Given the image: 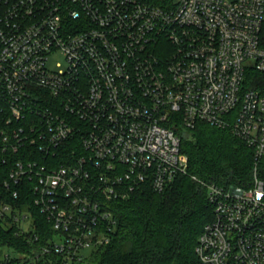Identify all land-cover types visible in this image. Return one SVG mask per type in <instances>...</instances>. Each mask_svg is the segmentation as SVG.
I'll list each match as a JSON object with an SVG mask.
<instances>
[{"label":"built area","instance_id":"built-area-1","mask_svg":"<svg viewBox=\"0 0 264 264\" xmlns=\"http://www.w3.org/2000/svg\"><path fill=\"white\" fill-rule=\"evenodd\" d=\"M263 30L264 0H0V222L19 238L0 264L87 259L111 203L187 175L200 123L255 159L250 188L201 183L200 264H264Z\"/></svg>","mask_w":264,"mask_h":264},{"label":"trees","instance_id":"trees-1","mask_svg":"<svg viewBox=\"0 0 264 264\" xmlns=\"http://www.w3.org/2000/svg\"><path fill=\"white\" fill-rule=\"evenodd\" d=\"M152 1L160 6L166 3ZM250 83V89H259L264 75L252 74ZM181 135V152L188 157L187 175L177 177L162 193L144 185L130 198L111 203L117 227L109 242L77 264H200L198 241L213 220L207 190L201 183L250 188L254 181V152L230 131L206 123ZM258 177L264 182V158L258 165ZM44 232L41 243L46 244L48 227ZM8 242L18 245L19 238L0 222V245ZM39 264L63 262L51 254Z\"/></svg>","mask_w":264,"mask_h":264},{"label":"rangeland","instance_id":"rangeland-1","mask_svg":"<svg viewBox=\"0 0 264 264\" xmlns=\"http://www.w3.org/2000/svg\"><path fill=\"white\" fill-rule=\"evenodd\" d=\"M176 1H179V0H176ZM183 133H184V131L181 132V134H183ZM91 254H92V249H89V250H87V251L84 252V256L85 257H90Z\"/></svg>","mask_w":264,"mask_h":264}]
</instances>
